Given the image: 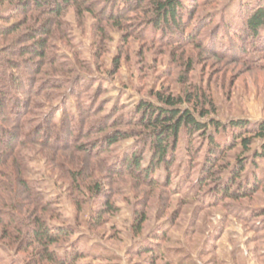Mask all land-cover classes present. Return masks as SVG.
Returning a JSON list of instances; mask_svg holds the SVG:
<instances>
[{
  "label": "rangeland",
  "instance_id": "obj_1",
  "mask_svg": "<svg viewBox=\"0 0 264 264\" xmlns=\"http://www.w3.org/2000/svg\"><path fill=\"white\" fill-rule=\"evenodd\" d=\"M21 1L0 0V70L20 79L3 80L8 93H0V125L20 131L23 142L3 151L21 171L16 212L70 228L55 249L79 252L71 264H264V159L255 156L264 143L256 134L264 124V34L247 39L241 29L247 0H186L184 25L164 34L147 23L148 0H88L97 15L70 6L61 16L23 10ZM47 20L49 33L38 35L47 40L45 58L25 53L27 30ZM158 91L189 94L192 102L180 107L198 119L195 108L208 110L203 121H247L249 148L237 138L208 176L206 137L182 129L169 171L151 169L144 178L127 169L134 152L143 154V168L150 164L149 133L132 120L140 101L160 105ZM117 131L129 137L106 149ZM234 131L216 137L230 143ZM238 158L243 169L228 189L234 194L248 179L252 191L223 196L215 188ZM138 215L145 221L135 231ZM18 250L0 247V264H25Z\"/></svg>",
  "mask_w": 264,
  "mask_h": 264
},
{
  "label": "trees",
  "instance_id": "obj_2",
  "mask_svg": "<svg viewBox=\"0 0 264 264\" xmlns=\"http://www.w3.org/2000/svg\"><path fill=\"white\" fill-rule=\"evenodd\" d=\"M88 0H23L19 2L22 9L26 10L28 7L35 8L46 15L61 16L64 11L74 6L78 11L84 9L97 15L95 12V6L92 2H86ZM134 2L133 0H123V2ZM144 1V0H141ZM150 1L147 5L148 11L151 12L152 17L147 20V23L152 26L153 29H160L164 34L166 31L177 30L178 27L184 25L185 17L182 12L185 11L188 6L185 4L186 0H148ZM244 4L248 6L242 10L241 17V29L246 34V38L255 40L264 34V0H247ZM242 9V7H240ZM112 13V12H111ZM99 14V13H98ZM114 19V18H113ZM229 21V20H228ZM225 21L227 27L230 26V21ZM223 23V24H224ZM47 22L41 23L39 28H31L27 30L26 38L31 40L27 46L25 53H30L40 59L45 58V48L47 40L38 35H47L49 33ZM222 24V25H223ZM119 25V24H117ZM19 27V26H18ZM17 29V28H16ZM179 30V29H178ZM14 31L7 30V32ZM187 35V39H191ZM4 63L0 60V64ZM11 80L15 84H20V79L15 77L14 74H6L0 70V93L7 94L8 91L2 85L3 80ZM156 97L160 102V105H156L150 102L140 101L137 105V111L134 115L135 119L132 120L134 124L144 127L148 131L150 137L149 143L144 146L145 149L151 150V156L149 165L143 168L141 165L143 154L134 152L130 157L126 156L124 162L127 161V169L129 170H140L144 173V178L150 175L151 169L165 168L169 171L171 162L168 160L175 149V145L179 139V134L184 129L188 134L201 132L202 136L206 137L208 146L210 148V158L205 162L207 166V175L212 176L211 168L216 165L224 157L226 149L233 148L236 144V139L240 138L243 149L247 150L252 142L249 137H242L244 132H248V122L243 120H231L228 125H224L214 118H210L207 122L203 121V118L208 117L209 111L204 109L195 108L198 116L201 119L195 117L194 112L189 108H181L180 105L183 103H191L189 94H186L185 98L177 97L174 98L170 95L164 96L161 92L156 93ZM3 102L0 98V105ZM15 109H20L22 104H18ZM1 108V106H0ZM56 110V109H55ZM211 125L215 130V135L208 131V126ZM231 128L235 131L230 137L231 144L225 140L222 144L217 139L216 135L220 132H225L226 128ZM52 126L50 127V129ZM41 126L35 125V128L31 131L32 138L37 140ZM21 132H13L3 125H0V177L6 178V186L4 187L0 180V247L10 249L11 247H17L18 251L26 253L24 258L25 264H71L73 261L78 259L79 252L72 251L70 255H61L55 249V247L72 235L70 228L65 226H50L46 219L38 215L36 212H28L27 215L21 217L16 210L20 209V202L15 200L14 191L15 184L18 182L20 176L19 170L16 167L12 168L10 160H7V152H13L17 147L23 143L17 139ZM70 134V133H69ZM257 136L264 138V124H259L256 131ZM125 132L117 131L115 134L107 137L106 149L118 142L121 139L127 138ZM235 139V141H234ZM16 140L15 143H13ZM18 145V146H17ZM97 145V144H96ZM81 149L82 146H79ZM85 149V148H84ZM7 151L6 153H4ZM4 153V154H3ZM257 158L264 159V143L262 149L255 153ZM215 160V161H214ZM5 167V168H4ZM4 169V170H2ZM243 169V162L240 158L237 159V167L230 172L226 181L220 182L218 188L215 191L220 192L223 196L233 195L239 197L242 195L250 194V189H247L248 179L244 182L245 185L242 187V181L238 184L237 191L233 194L228 188L233 185L235 180L240 177V173ZM1 179V178H0ZM254 185L257 178L253 177L250 179ZM8 182V184H7ZM169 184V181L167 180ZM8 185V186H7ZM223 185V188L221 187ZM242 187V188H241ZM25 190H29L26 186ZM237 195V196H236ZM16 197V196H15ZM145 221L143 215H138L134 224L135 231L141 229L142 223ZM16 250V248H15Z\"/></svg>",
  "mask_w": 264,
  "mask_h": 264
}]
</instances>
